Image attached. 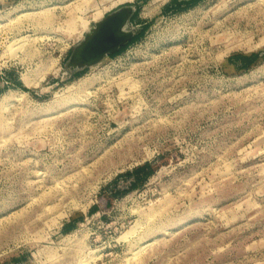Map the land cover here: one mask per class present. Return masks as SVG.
I'll use <instances>...</instances> for the list:
<instances>
[{"label":"rangeland","instance_id":"rangeland-1","mask_svg":"<svg viewBox=\"0 0 264 264\" xmlns=\"http://www.w3.org/2000/svg\"><path fill=\"white\" fill-rule=\"evenodd\" d=\"M0 264H264V0H0Z\"/></svg>","mask_w":264,"mask_h":264},{"label":"water","instance_id":"water-1","mask_svg":"<svg viewBox=\"0 0 264 264\" xmlns=\"http://www.w3.org/2000/svg\"><path fill=\"white\" fill-rule=\"evenodd\" d=\"M132 15L130 9H120L95 25L90 35L71 54L72 68H83L98 62L123 47L131 38L130 32H122Z\"/></svg>","mask_w":264,"mask_h":264},{"label":"trees","instance_id":"trees-1","mask_svg":"<svg viewBox=\"0 0 264 264\" xmlns=\"http://www.w3.org/2000/svg\"><path fill=\"white\" fill-rule=\"evenodd\" d=\"M141 36H142V30L136 36H134L130 42H133V41L139 39ZM123 49H124V46L119 48L118 51H116L113 54L118 55L122 52ZM255 57L256 56H251V57L234 56L233 60L239 62V64L243 67V66H246L247 64H249L250 62H252V59H254ZM147 168H150V166L148 164L139 168L137 170V172H142V171L146 170ZM151 171H155V168H152Z\"/></svg>","mask_w":264,"mask_h":264},{"label":"bare ground","instance_id":"bare-ground-1","mask_svg":"<svg viewBox=\"0 0 264 264\" xmlns=\"http://www.w3.org/2000/svg\"><path fill=\"white\" fill-rule=\"evenodd\" d=\"M94 29H95V27L94 28H92V27L89 28L87 35H90ZM122 32H125V29L124 28L122 29Z\"/></svg>","mask_w":264,"mask_h":264},{"label":"crops","instance_id":"crops-1","mask_svg":"<svg viewBox=\"0 0 264 264\" xmlns=\"http://www.w3.org/2000/svg\"><path fill=\"white\" fill-rule=\"evenodd\" d=\"M140 1H142V0H140ZM136 11V8L134 7V12ZM134 27L135 28H138L139 27V25H137V24H134Z\"/></svg>","mask_w":264,"mask_h":264}]
</instances>
